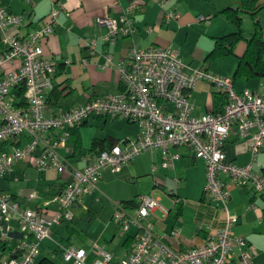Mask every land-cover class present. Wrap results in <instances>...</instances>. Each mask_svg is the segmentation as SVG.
Masks as SVG:
<instances>
[{"label": "built area", "instance_id": "1", "mask_svg": "<svg viewBox=\"0 0 264 264\" xmlns=\"http://www.w3.org/2000/svg\"><path fill=\"white\" fill-rule=\"evenodd\" d=\"M165 7L167 0H149ZM137 10L132 2L118 20L110 16L99 19L107 28L100 37L103 43H113L120 34L135 33L131 15ZM61 10L54 8L42 28L22 34L25 27L20 15L10 12L0 0V34L13 28L16 35L7 41V50L0 56V146L12 143L10 150L0 152V178L10 173L20 162L33 165L40 172L57 169L68 170V163L60 153L71 138V132L92 116L122 117L137 123L139 138L131 143H116L106 149L96 148L83 155V169L72 168V179L51 201L56 209L49 217L46 209L27 207L8 192L0 190V231L10 219H16L24 235L17 258L4 264H37L41 244L52 238L53 228L74 220L75 206L86 196L99 190L105 171L119 174L135 159L147 152H163V167L175 169L181 158L171 148L187 147L197 159L207 165L205 194L225 213L224 224L211 233L205 243L188 249L177 250L156 232L152 216L160 207L154 193L140 196L135 206L118 203L113 215L123 234L137 228L132 252L118 262L98 243L90 248L69 246L63 248V260L71 264H254L253 246L234 234L238 221L230 213V189L224 181L228 177L236 187L250 188L256 195L264 196V174L256 162L264 151V94L238 93L233 78L211 73L206 68L194 69L186 65L180 53L172 47L140 48L134 46L129 54V65L118 66L124 90L117 95L92 98L68 112L57 116L46 115L49 94L54 90L56 66L43 58V44L55 32ZM168 19L180 14L169 12ZM203 19V17H201ZM98 40L85 43L94 55ZM20 61L18 69L5 72L6 65ZM84 59L83 64L88 65ZM108 66H113L110 55ZM200 81H206L227 96L221 112H211L201 117L193 114L192 93ZM24 90V97L20 92ZM19 97V98H18ZM236 130L242 139H250L252 163L239 166L228 160L225 144ZM156 169V167H154ZM159 185H157L158 187ZM38 199L35 192L27 201ZM179 201V200H178ZM181 237V230L171 233Z\"/></svg>", "mask_w": 264, "mask_h": 264}, {"label": "crops", "instance_id": "2", "mask_svg": "<svg viewBox=\"0 0 264 264\" xmlns=\"http://www.w3.org/2000/svg\"><path fill=\"white\" fill-rule=\"evenodd\" d=\"M132 2L137 5V10L131 15L135 33L132 36L120 34L113 43L101 42L99 39L107 32V28L99 25V19L110 16L119 20ZM3 3L10 12L24 19L22 34L44 27L45 19L52 10L56 7L61 10L55 32L43 44V58L53 63L57 69L54 76L55 88L47 99L45 113L49 117L68 112L92 98L122 93L124 85L118 66L128 67L129 54L134 46L145 49L172 47L191 68H206L213 74L233 78L240 59L247 52V40L251 39L255 31V21L259 20L264 26V9L256 20L244 14V21L245 18H250L245 24L247 40L238 44L233 56L209 61L207 57L214 51L217 39L236 31V27L222 14L227 8L239 7L234 0H167L165 7L149 0H3ZM259 4L264 7V0H259ZM169 12L179 13L180 17L169 20ZM16 33L15 29L10 28L0 34V56L7 50V41ZM91 40H98L94 55L85 47V43ZM108 55L113 60L111 67L107 63ZM84 59L89 62L86 66L83 64ZM20 64V61H15L6 65L5 72L18 69ZM234 85L241 94H264V78H239L234 80ZM219 93L221 92L212 84L200 81L191 98L194 116L201 117L218 111L220 108L215 106L214 101ZM95 122L104 126L119 122L122 126L121 134L109 133L100 138L105 141L106 146L131 143L140 136L141 129L137 123L122 117L92 116L78 126L77 133L60 150L68 163V170L40 172L33 165L20 162L10 173L0 178V190L12 194L27 207L45 208L48 216L52 217L56 207L54 204L47 206L46 203L51 202L72 179V168L85 167L82 157L93 151V142L97 138L92 140L89 147H85L82 129ZM76 137L81 139L79 148L76 147ZM250 144V139L240 138L234 130L225 144L228 160L239 166L252 163ZM12 147V143H6L0 146V152ZM171 152L181 156L175 163V169L164 168L163 152L156 150L141 155L119 174L105 171L99 190L84 197L75 206L74 220L54 226L52 238L41 244L42 252L37 264H42L44 260V264H60V261L62 264H71L63 260L59 250L69 246L90 248L92 243H98L112 254L115 262L127 257L132 252L138 229L132 228L129 233L123 234L121 226L114 222L113 215L118 203L133 207L140 196L145 195L132 185L135 183L132 179L151 174L154 177V187L159 185L157 188L168 196L171 203L168 207L160 204L151 218L156 225L157 234L177 250H188L204 244L209 235L224 224L226 215L205 194L206 162L197 159L193 150L187 147H173ZM256 168L264 174V151L257 159ZM224 181L231 194L230 213L238 218L234 234L246 238L253 246L254 264H264V196L256 195L250 188L236 187L226 176ZM169 182L198 187L201 191L199 201L194 203L193 208H187L184 198L171 192L172 190L167 191ZM158 189H153L150 193L155 195ZM31 192L38 195L34 202L27 201ZM179 208L181 213H178ZM187 212L192 214L188 217ZM7 222L9 231L21 232L16 219ZM177 229L181 230V237L178 239L171 236ZM0 240L8 245L0 252V264L20 255L19 247L24 235L14 239L5 235L2 230ZM119 243L121 247H117ZM96 258L90 256L88 263L93 264Z\"/></svg>", "mask_w": 264, "mask_h": 264}, {"label": "trees", "instance_id": "3", "mask_svg": "<svg viewBox=\"0 0 264 264\" xmlns=\"http://www.w3.org/2000/svg\"><path fill=\"white\" fill-rule=\"evenodd\" d=\"M239 5L238 8H227L222 14L225 15L227 20L236 27V31L217 39L216 47L214 51L207 57V60L212 61L222 57L233 56L236 51L238 44L244 40L245 29L243 27L244 19L243 15L248 14L253 20L259 17V13L264 9L262 5L259 4V0H234ZM248 41V49L245 55L240 59L236 72L234 74L233 80L239 78L254 79V78H264V26H262L259 20L255 21V31ZM25 91L20 92V96L24 97ZM215 106L220 109L216 112H221L225 105L227 104V96L225 93H219L215 96ZM78 127L72 130L71 138L77 132ZM80 138L76 137V147H81ZM109 146L105 145L104 140L96 139L93 142L92 150L96 148L106 149ZM181 207V206H180ZM178 213H181V208H179ZM7 243L0 240V252L7 248ZM60 255L63 256V249L59 250ZM45 262V260H44ZM42 262V264H44Z\"/></svg>", "mask_w": 264, "mask_h": 264}, {"label": "rangeland", "instance_id": "4", "mask_svg": "<svg viewBox=\"0 0 264 264\" xmlns=\"http://www.w3.org/2000/svg\"><path fill=\"white\" fill-rule=\"evenodd\" d=\"M245 20L246 21H244V23H243L244 29L247 27V25L245 26V24H247V21H250V18L247 17V18H245ZM119 124H120L119 122H117V123L115 122L114 124L109 123L107 126H104L100 122H95V124H93L91 126L84 127L82 129V133H83V141H84L85 147H89L90 144L92 143L93 139L104 138L109 133L121 134V131L123 129H122V126H120ZM147 156H149V155L147 154ZM132 180L135 182L132 185L134 187H136L137 189H139L142 194H149L151 191H153V189H155V190L158 189L157 187L156 188L154 187V185H155L154 184V177L152 176V174L151 175H145L144 177H141V178L137 177L136 179H132ZM170 190H172L171 192L178 194L180 197H182L186 200L187 208L188 207L193 208L194 203L199 201V197L201 194V191L198 187H196L194 185H185L184 183L174 184V183L169 182L168 187H167V191H170ZM155 197L162 199V202H160L161 206L168 207L169 205H171L170 200L168 199V196H166L165 194L163 195L160 190L155 193ZM171 198L172 197H170V199ZM187 214L189 217L190 214H192V212L191 213L187 212ZM117 247H121V244L119 243ZM5 258H6V256H5ZM4 260L5 259H3V261ZM60 264H62L61 261H60Z\"/></svg>", "mask_w": 264, "mask_h": 264}, {"label": "water", "instance_id": "5", "mask_svg": "<svg viewBox=\"0 0 264 264\" xmlns=\"http://www.w3.org/2000/svg\"><path fill=\"white\" fill-rule=\"evenodd\" d=\"M8 227H9V224L8 222H6L4 224V229H3V233L5 235H8L9 237H12L14 239H19V238H22L23 237V234L19 231H9L8 230ZM18 256H13L12 258H17Z\"/></svg>", "mask_w": 264, "mask_h": 264}]
</instances>
